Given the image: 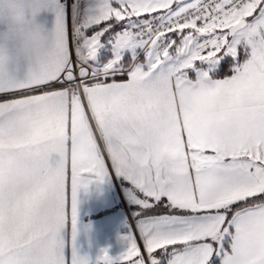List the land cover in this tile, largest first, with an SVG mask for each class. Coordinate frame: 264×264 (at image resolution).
I'll return each mask as SVG.
<instances>
[{"label": "snow or ice", "instance_id": "1", "mask_svg": "<svg viewBox=\"0 0 264 264\" xmlns=\"http://www.w3.org/2000/svg\"><path fill=\"white\" fill-rule=\"evenodd\" d=\"M110 176L133 225L97 264H264V0H0V264H89Z\"/></svg>", "mask_w": 264, "mask_h": 264}, {"label": "crops", "instance_id": "2", "mask_svg": "<svg viewBox=\"0 0 264 264\" xmlns=\"http://www.w3.org/2000/svg\"><path fill=\"white\" fill-rule=\"evenodd\" d=\"M132 225V205L121 181L115 176L94 182L87 191L79 192L74 245L81 256L88 257L89 264H97L103 249H107L112 257L123 252L127 244L124 237L131 232ZM63 235L71 245L70 229ZM68 254L71 255V247Z\"/></svg>", "mask_w": 264, "mask_h": 264}]
</instances>
